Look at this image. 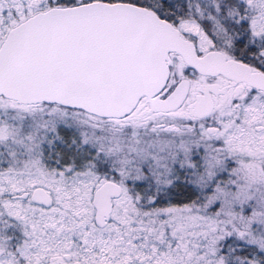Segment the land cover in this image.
<instances>
[{"label": "snow or ice", "instance_id": "6c2138e0", "mask_svg": "<svg viewBox=\"0 0 264 264\" xmlns=\"http://www.w3.org/2000/svg\"><path fill=\"white\" fill-rule=\"evenodd\" d=\"M0 264H264V0H0Z\"/></svg>", "mask_w": 264, "mask_h": 264}]
</instances>
